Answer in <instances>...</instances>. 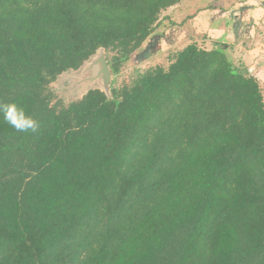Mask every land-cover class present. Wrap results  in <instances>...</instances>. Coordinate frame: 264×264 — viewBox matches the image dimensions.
<instances>
[{
    "label": "trees",
    "instance_id": "obj_1",
    "mask_svg": "<svg viewBox=\"0 0 264 264\" xmlns=\"http://www.w3.org/2000/svg\"><path fill=\"white\" fill-rule=\"evenodd\" d=\"M179 2L0 0V103L40 125L0 116V264H264V97L226 45L53 102L100 47L120 72Z\"/></svg>",
    "mask_w": 264,
    "mask_h": 264
},
{
    "label": "rangeland",
    "instance_id": "obj_2",
    "mask_svg": "<svg viewBox=\"0 0 264 264\" xmlns=\"http://www.w3.org/2000/svg\"><path fill=\"white\" fill-rule=\"evenodd\" d=\"M180 10L172 11L169 7L162 12L161 24L151 34L142 46L134 51L129 59L124 63L123 68L118 73H113L109 66L112 53L104 48H98L96 53L89 57L77 70H68L63 72L57 79L50 84V88L55 94V101L67 103L70 100L81 97L90 88H99L111 97V90L119 87L134 74L135 69L144 70L155 65L167 67L171 62L176 51L187 45L189 42H195L200 47L211 49L215 43H223L227 57L234 64H243L258 79L263 97H264V0H182ZM199 4L202 7L212 4L224 10L218 12V15L205 17L200 20L193 34H182L179 30H170L169 22L182 20L190 12L186 8L190 2ZM210 5V7L212 6ZM247 7V9H243ZM217 9V8H216ZM219 9V10H221ZM221 10V11H222ZM246 12V14H242ZM221 15V16H220ZM169 17V19H168ZM173 18V19H172ZM227 26H224L226 25ZM238 25L245 29L244 40L237 42L236 29ZM217 30H220L218 32ZM227 32L225 37L219 35L223 31ZM168 36V38H167ZM165 38V43L162 41ZM169 44H168V43ZM109 67L108 73L103 75L100 71L98 77L103 78L105 86L93 76L90 67L92 62L101 70L103 61Z\"/></svg>",
    "mask_w": 264,
    "mask_h": 264
},
{
    "label": "crops",
    "instance_id": "obj_3",
    "mask_svg": "<svg viewBox=\"0 0 264 264\" xmlns=\"http://www.w3.org/2000/svg\"><path fill=\"white\" fill-rule=\"evenodd\" d=\"M200 3H201V1H196L195 3L190 2L189 5L186 6V8L190 9V12L187 13V16L184 19H182V20L178 19L177 21L172 18L174 20V22L177 23V25L173 26V27H169V29L171 28L170 30H173V31L179 30L182 32V34H186V32H188V34L191 35L194 33L195 27L198 24H200L199 23L200 20L203 21L205 17L209 18L210 15L216 16V15H218V12L219 13L222 12L223 14L225 12L221 8L215 7L212 4H209V5H206L205 7H202L199 5ZM182 4H184V1L180 0L179 3H177L174 6H171L172 11L180 10V7ZM210 5H212V6L210 7ZM219 9H221L222 11ZM243 9H247V7H244ZM242 14L245 15L246 12H243ZM168 19H169V17H168ZM182 21H183L182 26H179L178 23H180ZM224 26H227V24ZM241 26L238 25V28L236 29V31L238 32V34H237L238 37L236 40L237 42H239L241 39L244 40V37H243L244 33L246 35L247 27H245V29H243ZM217 31L220 32V30H217ZM153 34H155V33L153 32ZM226 34H227V32H225V30H224L223 33H221L219 36L225 37ZM167 38H168V36H167ZM148 39H149V37H148ZM162 41L165 43L166 42L165 38Z\"/></svg>",
    "mask_w": 264,
    "mask_h": 264
},
{
    "label": "clouds",
    "instance_id": "obj_4",
    "mask_svg": "<svg viewBox=\"0 0 264 264\" xmlns=\"http://www.w3.org/2000/svg\"><path fill=\"white\" fill-rule=\"evenodd\" d=\"M0 116L18 132H36L40 127L38 121L27 115L24 108L15 102L0 103Z\"/></svg>",
    "mask_w": 264,
    "mask_h": 264
},
{
    "label": "water",
    "instance_id": "obj_5",
    "mask_svg": "<svg viewBox=\"0 0 264 264\" xmlns=\"http://www.w3.org/2000/svg\"><path fill=\"white\" fill-rule=\"evenodd\" d=\"M101 48V47H100ZM94 63H95V61H93L92 62V65H91V67H90V71L91 72H93V76H96L97 75V77L100 75V71H103V75H105L106 73H108V70H109V67L106 65V63L104 62V60L103 61H101V62H98V64L100 65V63L102 64V69L100 70L99 69V67H97V64H96V66L94 65ZM97 79H100V83L103 85V86H105V84H104V82H103V78H100V77H98ZM106 94V93H105ZM107 95V94H106ZM108 96V95H107Z\"/></svg>",
    "mask_w": 264,
    "mask_h": 264
}]
</instances>
